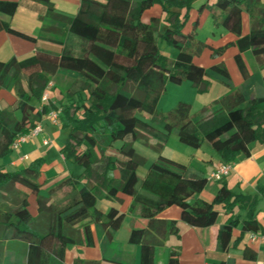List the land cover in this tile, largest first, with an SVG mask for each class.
<instances>
[{"label":"trees","instance_id":"obj_1","mask_svg":"<svg viewBox=\"0 0 264 264\" xmlns=\"http://www.w3.org/2000/svg\"><path fill=\"white\" fill-rule=\"evenodd\" d=\"M26 1L35 3L39 10L43 31L65 35L59 42L63 46L59 54L36 49L23 59L0 60V89L9 87L14 95L11 104L0 106V159L12 152L11 145L18 136L27 134L55 108L58 126L69 128V141L59 151L66 160L84 167L86 181L59 207L49 202L50 192L47 196L40 194L38 179L44 157L13 171L0 165V199H6L15 187H23L34 197L39 213L37 218L32 216L27 197L0 210V264L7 263L5 242L10 240L22 242L18 252L25 253L24 264H64L67 244L78 242L74 225L87 217L110 236L119 212L114 206L106 211L99 209L96 202L102 198L120 203L121 196H130V211L138 207L147 219L145 227L131 229L128 237L129 242L139 244V264H155V248L176 231L174 220L157 217L170 206L179 209L183 221L197 227L211 226L221 211L227 213L216 235L219 252L237 245L240 236L232 241L235 228L241 234L259 232L256 195L235 193L220 180L211 201H191L204 189L207 177L190 175L187 165L159 154L140 179L137 168L145 165L146 159L136 153L133 144H148L149 138H155L160 147L175 129L179 141L195 148L207 141L222 163H232L239 155L250 154L252 142L264 143V95L255 93L254 80L249 79L254 74L249 73L243 58V53L250 51L256 64L264 67V0H214L198 8H206L215 25L235 36L231 42L236 48L234 60L244 78L238 89L203 107L198 117L191 116V106L182 101L166 112L157 110L167 82L188 81L199 94L207 92L213 80L227 88L232 86L224 61L207 67L194 61L207 47L196 38V24L190 32L183 31L194 0H80L74 16L57 11L50 0H21ZM18 4L0 1V11L11 16ZM155 4L161 7L163 16L144 21L143 13ZM244 13L249 17L246 33L242 32ZM161 21L166 26L160 31ZM0 30L36 40L12 27L8 20L0 19ZM159 40L176 48L174 58L160 51ZM228 47V43L210 47V57L214 60V56H222ZM59 70L74 76L61 91L59 104H42L41 95ZM261 81L264 84V75ZM144 115L158 121L161 130ZM117 139L122 144L116 151L124 159L108 153ZM109 170H117L118 178L107 179ZM235 207L243 216L232 213ZM83 231L90 245V227L85 226ZM244 257L255 259L249 247H245ZM72 264L100 263L77 259ZM166 264L196 263L182 262L171 251Z\"/></svg>","mask_w":264,"mask_h":264},{"label":"crops","instance_id":"obj_2","mask_svg":"<svg viewBox=\"0 0 264 264\" xmlns=\"http://www.w3.org/2000/svg\"><path fill=\"white\" fill-rule=\"evenodd\" d=\"M0 1L19 2L15 12L11 16L0 11V19L8 20L10 25L15 29L36 38L35 41H32L5 30H0V60L6 61L12 57L23 59L33 54L36 49L47 50L55 54H59L62 51L63 46L59 42L64 39L65 34L61 31L58 33H51L45 32L41 29L42 21L39 17V10L34 5L35 3L29 1L24 3L21 2V0ZM50 1L57 11L67 16H74L77 13L80 4V0ZM97 1L103 2L104 0ZM213 2L214 0H194L189 12L188 21L183 30L185 33H188L196 24L195 35H197L198 29L205 27V25L209 23L212 25L211 36L213 39L210 38L205 41L200 40L201 42H204L207 47H205L198 56L194 57V61L204 67L213 63V59L210 57V47L223 46L228 43L229 47L227 50L230 49L231 57L233 59L236 54V48L231 44L235 39V36L221 26L215 25L210 12L206 8L198 10L200 5H203L204 3L212 4ZM162 16L161 7L158 4H155L143 13V20L148 21L151 17L161 18ZM161 22L166 25L164 21ZM162 23L160 26H162ZM248 30L249 17L244 13L242 16V32L246 33ZM226 51L222 56L226 54ZM246 53L252 55L250 51H245L243 53V58ZM215 60L218 62L220 58L217 57ZM249 73L253 74L251 71H249ZM71 75L74 76L72 72L59 70L54 79L56 82H59V80L62 82L63 78ZM249 79H253V76H250ZM243 82L244 78L242 76V79H240V85L243 84ZM211 86L212 82L209 89ZM54 87L55 84L52 88ZM253 88L255 93L258 94V88L254 84ZM57 95L58 94H55V96L51 98L49 94V100L58 104ZM222 96L223 95L220 97ZM220 97L216 99H219ZM216 99H212V101L207 105H204V107L210 106V104ZM6 100L7 98L0 96L1 106L3 102L5 103V106L11 104L14 100V95L12 94L9 96L8 102ZM37 125H40L42 130L41 133L25 142H21L16 149H12V152L8 155L7 159H2L3 163L0 162V165L5 169L9 166L11 170H6L13 171L27 165L28 163H24L28 162L32 155H35V157H33L34 159L38 156H45L44 158L46 159L48 155H50L52 162L44 163L41 167V174L38 179L41 184L40 194L42 196H47L46 193L42 192V185L46 184L48 181H53L54 185L48 188V191L50 192L48 195L49 202L60 207L73 198L77 193V189L83 184V179L81 181L76 180L74 178L75 173L72 171V166L66 164V159L61 153H56V150H59L60 148L59 145H50L51 141L49 137L53 138L54 136H59L58 132H51L49 125H55L46 118V115L41 117ZM50 134H53L54 136H51ZM44 140H48V144H43ZM147 142L152 147L157 144L155 138H149ZM249 148L250 154L247 156L242 154L239 155L235 161L231 163L229 174L222 180H224L228 188L235 193L252 196L256 195L258 197V201L254 208L255 216L260 224L259 232L255 233L257 238L252 240L251 232L241 234L240 229L235 228L232 232V241L240 236L237 245L230 247L226 252H219L216 250V235L219 225L226 221L228 217L227 213L221 211L217 222L211 226L197 227L183 221L180 218L179 209L176 206H170L159 212L157 217L164 220H174L176 223V231L170 232L164 239L163 243L155 248V264H166L168 255L171 251H175L180 260L185 263L218 264L223 262L224 264H264V238H262L264 237V192H261V188H264V143L255 141L249 145ZM196 150L199 152L200 146L197 147ZM197 152L195 154H197ZM42 154L45 155L43 156ZM194 156L196 159H191L187 165L190 168L188 174L205 176L208 178V182L201 192L191 198V201L195 198L211 201L220 187L222 180L215 181L210 179L209 176L222 162L218 155L211 151L208 156H204V154ZM145 164L147 165L146 171L141 177H139L140 179L145 176L150 163L148 164L146 161ZM118 175L119 174L116 170L115 176H113L109 170L107 172V179L118 178ZM78 176H81V174ZM61 177H63V179L56 183V180ZM61 182L65 183L58 187ZM27 199L29 201L28 208L30 209V206H33V210L30 209L32 216L37 218L39 213L37 211L34 197L28 193ZM121 199L122 201L120 203L110 201L106 198L98 199L96 202V206L104 211L108 210L111 206L118 209L119 216L113 224V230H111L110 236L107 234V230L102 228L100 224L95 223L91 217H87L74 225L78 235V242H70L72 246L69 247L68 244L70 243L67 244L63 255L64 264H72L73 261L77 259L99 261L100 264H139V244L129 242L128 237L131 229L145 227L147 219L142 217L138 207L130 211V205L132 202L130 196H121ZM216 208L220 209V205H217ZM232 213L243 216V212L236 207L233 209ZM85 226L90 227L93 237L90 245H87L85 242L83 231ZM5 245L7 247L5 257L7 263L4 264L25 263V253L21 254L18 252L19 249L21 250L22 242L10 240L5 242ZM245 247H249L254 253L255 259L252 260L244 257Z\"/></svg>","mask_w":264,"mask_h":264},{"label":"rangeland","instance_id":"obj_3","mask_svg":"<svg viewBox=\"0 0 264 264\" xmlns=\"http://www.w3.org/2000/svg\"><path fill=\"white\" fill-rule=\"evenodd\" d=\"M162 23V22H161ZM162 23V26H160V31L165 27ZM212 25L207 24L205 27L198 29L197 33V39L205 41L206 39H213L211 36V29ZM158 46L160 51L166 55L168 58H174V55L176 54V48L171 47L167 45L165 42L159 40ZM218 56H214L213 63H217L215 60ZM222 57V58H221ZM220 60L218 62L224 61L231 80H232V86L230 88H227L221 83H218L217 81H212V86L208 90V92L205 93H197V91L191 86L190 82L184 81L180 84H175L171 82H167L166 88L164 93L159 98L158 104H157V110L159 112H166L170 109H172L179 101L186 102L191 106V116H199L201 114L202 108L204 105H207L209 102L212 101V99H216L220 97L221 95H225L230 92H234L235 89H238L240 87V79H242V74L240 73L234 59L231 57L230 49L226 51V54L224 56L219 57ZM244 61L249 71H251L253 75L254 85L258 88V94L264 95V84H262L261 77L262 74H264V67L258 66L253 58V56L250 53H246L244 55ZM73 76H69L66 78H61L62 82L59 80V82H56L55 79L51 80L55 87H49L47 88L48 94H50V97L53 98L55 94H58L57 102L59 104V101L62 99L61 91L64 90L65 86L69 85V81L71 80ZM12 95L11 89L9 87L0 89V96L7 98V102L9 99V96ZM11 99V98H10ZM3 100V99H2ZM4 101V100H3ZM1 106V104H0ZM2 107H5V103H2ZM145 119L149 121L151 125H153L157 130H161L160 124L156 120H152L147 115H144ZM51 128V132H58L59 136L55 137L53 134H50L51 136H54L53 138H50V145L58 144L61 148L69 141V128L62 127V126H52L49 125ZM36 138V137H35ZM157 143V142H156ZM122 144L121 140H115L112 143V147L109 149V154H113L118 159H124V156H122L120 153L116 151V149ZM135 151L137 154L143 156L147 163H151L154 161L157 156L160 154L164 157L170 158L174 161L183 163L185 165H188L189 161L191 159H196V156L204 154V156H208L209 152L215 153V151L211 148L209 143L207 141H203L200 145V151L197 152L195 147H192L186 143H183L179 141L177 137L176 130L173 129L171 133L169 134L167 140L162 143V145L159 147L157 144H155V147L150 146L149 144H144L140 141H135L133 144ZM20 149V148H19ZM210 150V151H209ZM27 151V150H26ZM197 152V154H195ZM56 153H60L59 150H56ZM43 156L45 154H42ZM8 155L1 158L0 162H2V159H7ZM35 157V155H32L28 162H25L24 164L29 163L32 161ZM45 157V156H44ZM36 158H40L39 156ZM45 163L52 162V158L50 155L46 158ZM66 164L68 166H72V171H74L75 176L74 178L78 181H81L83 179V183L86 181V177L84 176V167L78 164H75L69 160H66ZM8 163V162H7ZM6 164V162H5ZM146 164L139 166L137 168V174L139 177H141L145 171H146ZM7 170H9V166L6 167ZM11 170V169H10ZM117 171V170H116ZM110 172L115 176V170H110ZM118 172V171H117ZM81 176H78L80 175ZM63 179V177L56 180L60 182ZM48 181V180H47ZM54 185L53 181H48L46 184L42 185V192L48 194V188L52 187ZM28 191L23 187H15L12 193L8 194L6 199L2 200L0 199V210H4L6 205H14V202L17 204L21 202L25 197H27ZM4 201V203H2ZM30 209L33 210V206H30ZM72 246V244H68V247Z\"/></svg>","mask_w":264,"mask_h":264},{"label":"built area","instance_id":"obj_4","mask_svg":"<svg viewBox=\"0 0 264 264\" xmlns=\"http://www.w3.org/2000/svg\"><path fill=\"white\" fill-rule=\"evenodd\" d=\"M53 86V82L50 81L48 82L46 89L44 90V92L41 95V103L42 104H49L50 100H49V94L47 92V88L52 87ZM46 118L55 126L59 125V119H58V110L55 108L50 109L48 112H46ZM41 127L40 125H36L33 129H31L27 134L18 136L14 142L12 143L11 147L12 149H16L18 147V145L21 142H25L28 139L38 135L39 133H41ZM48 140H44L43 144H48ZM231 170V163H220L210 174L209 178L215 181H220L223 178H225L229 172ZM257 238L255 233L251 234V239L255 240ZM264 238V237H262Z\"/></svg>","mask_w":264,"mask_h":264}]
</instances>
